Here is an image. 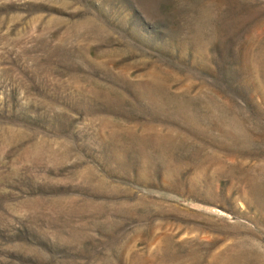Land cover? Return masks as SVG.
Here are the masks:
<instances>
[{"label": "rangeland", "instance_id": "374dc122", "mask_svg": "<svg viewBox=\"0 0 264 264\" xmlns=\"http://www.w3.org/2000/svg\"><path fill=\"white\" fill-rule=\"evenodd\" d=\"M0 264H264V0H0Z\"/></svg>", "mask_w": 264, "mask_h": 264}]
</instances>
